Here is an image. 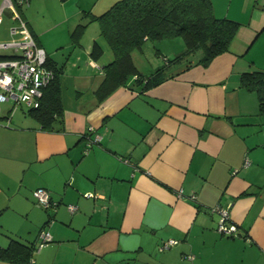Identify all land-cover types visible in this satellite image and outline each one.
<instances>
[{
    "label": "crops",
    "instance_id": "obj_1",
    "mask_svg": "<svg viewBox=\"0 0 264 264\" xmlns=\"http://www.w3.org/2000/svg\"><path fill=\"white\" fill-rule=\"evenodd\" d=\"M116 1L18 6L61 67L63 111L43 127L28 106L0 107V248L12 239L31 246L32 264H264V110L240 84L243 72L264 70V57L247 55L264 48V0H210L216 17L240 23L229 50L207 64L199 52L168 57L152 71L156 83L132 76L100 95L113 53L92 18ZM3 15L0 41L18 39L9 10ZM36 187L57 205L37 206ZM216 206L230 233L218 229ZM44 226L52 239L37 249ZM169 238L177 242L158 253Z\"/></svg>",
    "mask_w": 264,
    "mask_h": 264
},
{
    "label": "trees",
    "instance_id": "obj_2",
    "mask_svg": "<svg viewBox=\"0 0 264 264\" xmlns=\"http://www.w3.org/2000/svg\"><path fill=\"white\" fill-rule=\"evenodd\" d=\"M92 20L98 22L100 34L113 53V59L104 66L105 78L98 90L100 95L126 83L132 76L144 86L158 81L155 72L141 73L133 60V51L141 49L146 40L181 37L185 49L172 60L199 52L197 61L207 64L216 55L229 50L240 25L234 19L216 17L210 0H117L104 12L94 15ZM85 27L86 22L77 24L74 39H78ZM102 51L100 44L94 41L91 55L98 57ZM165 60L169 61V58L165 57ZM45 64L51 68L52 77L42 87L38 105L28 107V113L43 127H53L63 111L59 81L61 67L53 65L47 54ZM240 84L257 92L260 111L264 110V70L243 72ZM32 249L12 239L7 247L0 248V256L5 254L7 258L26 263L31 258Z\"/></svg>",
    "mask_w": 264,
    "mask_h": 264
},
{
    "label": "built area",
    "instance_id": "obj_3",
    "mask_svg": "<svg viewBox=\"0 0 264 264\" xmlns=\"http://www.w3.org/2000/svg\"><path fill=\"white\" fill-rule=\"evenodd\" d=\"M28 2L29 0H0V20L5 10H9L14 20L10 32L19 35L18 39L0 41V102L11 99L15 104L30 107L38 105L42 87L52 77V70L45 64L46 50L37 42L27 21L18 9V6L28 4ZM100 138L99 134H95L88 139L86 147ZM248 163L249 160L246 159L243 165L246 166ZM32 195L39 207L49 208L57 205V201L51 198L49 191L44 187H36ZM68 207L70 210L74 209L72 205ZM214 209L221 212L218 229L227 233L233 231L235 226L226 224L227 211L220 210L218 206ZM38 237L37 249L52 239L45 226L40 229ZM176 242L174 238L166 239L160 243V250L167 249ZM33 261L31 258L24 264H32Z\"/></svg>",
    "mask_w": 264,
    "mask_h": 264
},
{
    "label": "rangeland",
    "instance_id": "obj_4",
    "mask_svg": "<svg viewBox=\"0 0 264 264\" xmlns=\"http://www.w3.org/2000/svg\"><path fill=\"white\" fill-rule=\"evenodd\" d=\"M3 15L0 21V34L6 29L7 18ZM184 48V42L181 37L160 39L157 41L146 40L141 49H135L132 53L133 59L136 62L138 68L144 73H151L155 67L161 66L165 63V56L174 58L176 53L180 52ZM160 51V52H159ZM253 54L257 59L264 57V48L251 49L247 55ZM191 56V55H190ZM188 58V57H187ZM194 57L190 58L193 59ZM13 101V100H12ZM12 101L0 102L1 109H7ZM18 111L27 110L26 105L20 104L17 106ZM167 250V249H164ZM159 249L158 253H163Z\"/></svg>",
    "mask_w": 264,
    "mask_h": 264
}]
</instances>
